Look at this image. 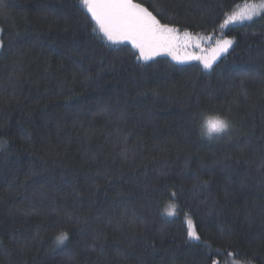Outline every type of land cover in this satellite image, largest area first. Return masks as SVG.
Here are the masks:
<instances>
[{
  "label": "trees",
  "instance_id": "16d2710c",
  "mask_svg": "<svg viewBox=\"0 0 264 264\" xmlns=\"http://www.w3.org/2000/svg\"><path fill=\"white\" fill-rule=\"evenodd\" d=\"M135 2L234 45L207 70L143 62L79 0H0V264H264V17L221 29L253 0ZM215 115L231 128L202 135Z\"/></svg>",
  "mask_w": 264,
  "mask_h": 264
},
{
  "label": "snow or ice",
  "instance_id": "6c2138e0",
  "mask_svg": "<svg viewBox=\"0 0 264 264\" xmlns=\"http://www.w3.org/2000/svg\"><path fill=\"white\" fill-rule=\"evenodd\" d=\"M82 9L86 12L95 27L92 31L100 34V39L106 45L119 46L130 44L137 60L147 62L157 55L166 54L177 63H186L192 60L200 61L204 69H211L215 61L223 54L227 53L233 44L232 39H217L215 45L211 47V55H204L201 49L199 35H193L187 29L183 31L179 27L170 23H162L157 15L149 11L141 3L135 0H79ZM264 17V0H253L252 3L245 4L244 10L233 12L227 15L220 25L223 29L229 24L252 21L254 18ZM211 40L212 37H207ZM200 49L196 51L180 54L182 48ZM114 50H120L118 47ZM231 128V122L227 118L219 115L208 117L202 125L201 134L212 138L227 134ZM3 145L0 144V147ZM127 158V150L124 152ZM175 197V193L172 194ZM168 216L176 214L175 203H169L165 209ZM187 235L190 240L199 241L200 236L196 232L191 218L186 220ZM68 239L67 233H60L56 237L58 244H63ZM235 257L237 253H228ZM212 264H216L213 261ZM235 264H240L236 261Z\"/></svg>",
  "mask_w": 264,
  "mask_h": 264
},
{
  "label": "rangeland",
  "instance_id": "374dc122",
  "mask_svg": "<svg viewBox=\"0 0 264 264\" xmlns=\"http://www.w3.org/2000/svg\"><path fill=\"white\" fill-rule=\"evenodd\" d=\"M248 3H250V2H248ZM248 3H245V4H248ZM251 3H252V2H251ZM240 5H242V4H240ZM240 5L237 6L235 12H240V11L244 10V6H245V5H243V6H240ZM254 19H256V18H254ZM254 19H253V20H254ZM246 22H249V21H245V22H243V23H246ZM0 35H1V30H0ZM209 36H211V35H207V36H199V37H200L199 43H200L201 49H204V50H205V52L202 53V54H204V55H208V56L211 55V51H210L211 47H213V46L215 45V41L213 40V37H212V36H211V37H212L211 40H208V39H207V37H209ZM232 40L234 41V39H232ZM211 42H212V43H211ZM209 43H211L212 46H209V47H208L207 44H209ZM233 45H234V42H233L231 48L233 47ZM231 48H229V50H230ZM0 50H1V39H0ZM229 50H228V51H229ZM193 51H196L197 53H200V49H194V48L188 47V48H182L181 51H180V54L183 55L185 52H193ZM225 54H226V53H225ZM225 54H223V55H225ZM165 55H166V54H165ZM223 55H221V56L215 61V63H217L218 60H219ZM167 56L171 58V56H169V55H167ZM171 59H172V58H171ZM172 60H173V59H172ZM173 61H174V60H173ZM193 61H196V60H192V61H189V62H193ZM175 62H176V61H175ZM198 62H199V61H198ZM186 63H187V62H186ZM215 63H214V64H215ZM214 64H213V65H214Z\"/></svg>",
  "mask_w": 264,
  "mask_h": 264
}]
</instances>
